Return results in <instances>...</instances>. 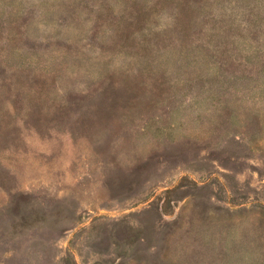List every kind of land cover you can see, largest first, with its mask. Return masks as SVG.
<instances>
[{
	"label": "rangeland",
	"instance_id": "374dc122",
	"mask_svg": "<svg viewBox=\"0 0 264 264\" xmlns=\"http://www.w3.org/2000/svg\"><path fill=\"white\" fill-rule=\"evenodd\" d=\"M0 264H264V0H0Z\"/></svg>",
	"mask_w": 264,
	"mask_h": 264
}]
</instances>
